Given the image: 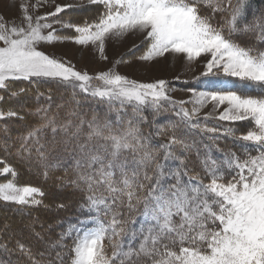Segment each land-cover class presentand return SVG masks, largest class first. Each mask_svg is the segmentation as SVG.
Returning a JSON list of instances; mask_svg holds the SVG:
<instances>
[{
  "label": "snow or ice",
  "instance_id": "6c2138e0",
  "mask_svg": "<svg viewBox=\"0 0 264 264\" xmlns=\"http://www.w3.org/2000/svg\"><path fill=\"white\" fill-rule=\"evenodd\" d=\"M87 2L102 11L83 22L58 19L73 5L55 0L43 15L36 13L48 0H23L19 24L0 16V120L25 119L23 106H9L29 91L17 81L70 88L65 103L37 89L46 102L26 110L38 122L19 137L17 155L83 194L82 217L55 238L37 232V221L32 243L0 236V264H264V10L251 11L248 0ZM53 23L75 35H60ZM129 34L144 37L140 61L207 57L201 75L238 78L244 89H189L191 98L178 101L165 79L141 82L117 71L124 57L90 75L40 50L72 41L107 60L106 41ZM78 97L107 110L86 112ZM168 111L176 119L157 125ZM235 122H247L246 131ZM0 165V176L11 177L0 182V201L43 204L40 187L19 184L3 158Z\"/></svg>",
  "mask_w": 264,
  "mask_h": 264
},
{
  "label": "rangeland",
  "instance_id": "374dc122",
  "mask_svg": "<svg viewBox=\"0 0 264 264\" xmlns=\"http://www.w3.org/2000/svg\"><path fill=\"white\" fill-rule=\"evenodd\" d=\"M22 2L23 0H0V16H2L9 23L14 21L19 24L21 22L22 15L20 9V4ZM29 2L35 3V0H29ZM55 3L61 5H73L72 8L67 9L64 13L59 14L57 17L58 19L65 21L71 20L73 22H83L88 18L89 8L96 6L89 5L87 0H55ZM54 7L55 4L52 3V0H48V5L40 8L39 12L36 14L43 15L44 13L54 11ZM96 7L98 9L100 8V11H102L101 6ZM49 22H53V18H50ZM53 27L57 29L60 35H75L73 29L62 28L60 24L53 23ZM143 39L144 37L142 34H129L119 39L109 38L106 41L105 49V54L108 57L107 60H102L99 53L93 46L77 45L72 41L41 44L40 50L44 51L46 54L69 61L77 70L87 71L90 75H95L100 71L108 70L117 60L124 57L129 62L116 65L117 71L128 76L130 79H135L141 82H152L157 79H165L169 82V88L175 89V91L170 92V95L178 101H187L191 98L192 92L189 91V89H195L196 91H212L225 87L236 91H242L244 89V82L240 85L237 84L236 87L234 84L228 83L230 78L237 79L236 82H240L238 78L226 77L222 73H217L216 75L209 74L207 76L201 75V73L204 72V63L207 57H201L195 62L188 63L182 54H167L165 57L158 58L153 62L140 61L135 57L140 55L143 50L139 53H135L134 55H132V52H129L133 49L134 45L142 47L141 42ZM180 83H189V86H181ZM187 107L191 108V104L187 105ZM210 108L211 105L203 109L201 116L208 112ZM213 115L215 116V113H213ZM226 123L227 122H224L222 124L229 126L226 125ZM235 124L237 125L233 127L242 131V122H235ZM229 143H231V141H229ZM2 157H4L3 153H0V158ZM9 178L11 177L0 176V182H4ZM18 183L21 185L24 184L21 182ZM60 191L61 187H57L53 195H61ZM11 223L12 221L8 219L7 223H4V226H10ZM30 228V225L24 222V224L22 223L21 228L18 227L17 229H12H14L13 233L15 234H28L30 236L29 238H31L30 240H32L34 236L32 235ZM46 229H49V227Z\"/></svg>",
  "mask_w": 264,
  "mask_h": 264
},
{
  "label": "trees",
  "instance_id": "16d2710c",
  "mask_svg": "<svg viewBox=\"0 0 264 264\" xmlns=\"http://www.w3.org/2000/svg\"><path fill=\"white\" fill-rule=\"evenodd\" d=\"M248 3L250 10L253 12L264 10V0H248ZM99 11L100 8L98 9L96 6L89 8L87 19H94ZM142 50L143 46L139 47V50H133L132 55L139 53ZM241 83L243 82L240 81L239 85ZM180 85L187 87L189 86V83H180ZM14 87L17 89L21 87L29 89L26 96L13 98L9 102V106L11 107L19 108L23 106L25 108V112L22 113L25 115V119L6 118L0 120V153H3L4 157L2 158L17 170L18 182L40 187L44 191L45 196L42 198L43 204L40 206H20L12 202L0 201V236H3L4 238L13 236L24 243H32L34 242L35 237L30 240L31 238H29L30 236L28 234H15L13 233V230L18 227L21 228L22 223L24 224V222L31 225L32 221H37L34 225L37 232H40L45 239H47L49 235L55 238L58 233L65 230L70 223H76L77 219L82 217V211L80 209V204L83 199L82 193L71 187H61V195L54 196L53 193L56 191V188L60 187L54 176H50L46 180L41 174V169L37 167L35 163L30 165L28 161L17 155V148L20 143L19 137L26 134L29 126L38 122V118L28 114L26 110L44 105L46 102V97L37 98V89L40 92L45 93L50 89L55 103L70 102L72 100V94L70 88L54 81L38 85H31L28 82L17 81ZM78 98L81 99L83 110L86 112L89 110H96L103 114V112L107 110L106 105L99 104L91 97H88L87 99H84L83 97ZM64 111L65 110L63 109L61 110V117L64 116ZM148 115L149 119H152L151 113H148ZM155 119L157 125H164L170 121H174L176 117L171 111H168L161 112ZM226 125H229V122H227ZM235 125L237 124L234 123L231 126ZM247 126V122H242L241 132L246 131ZM56 175H60V173H56ZM59 204H64L65 207L58 208L57 205ZM45 205L47 207H45ZM8 219L12 221L11 225L4 226ZM41 225L43 227H41ZM48 227L49 229H46Z\"/></svg>",
  "mask_w": 264,
  "mask_h": 264
}]
</instances>
